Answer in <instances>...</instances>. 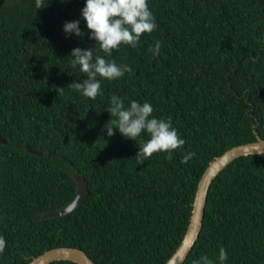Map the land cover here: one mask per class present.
Wrapping results in <instances>:
<instances>
[{"label": "trees", "instance_id": "trees-1", "mask_svg": "<svg viewBox=\"0 0 264 264\" xmlns=\"http://www.w3.org/2000/svg\"><path fill=\"white\" fill-rule=\"evenodd\" d=\"M0 0V264H25L58 246L78 247L96 264H163L188 224L197 182L227 148L264 139V0H149L157 23L117 62L132 67L103 80L94 100L68 87L84 74L71 48L93 47L80 15L84 0ZM80 20L81 36L62 24ZM155 40L160 53L149 51ZM99 52V45H96ZM57 88H59L57 92ZM116 93L149 101L171 118L182 148L144 160L136 141L107 136ZM38 150L34 154L26 149ZM194 155L181 163L187 152ZM87 185L71 212L42 218ZM226 264H264V153L241 155L211 182L202 227L181 264L218 247ZM48 264H77L54 260Z\"/></svg>", "mask_w": 264, "mask_h": 264}, {"label": "clouds", "instance_id": "clouds-1", "mask_svg": "<svg viewBox=\"0 0 264 264\" xmlns=\"http://www.w3.org/2000/svg\"><path fill=\"white\" fill-rule=\"evenodd\" d=\"M45 5V4H44ZM41 0H35L36 9L44 6ZM80 15L89 30V39L94 40L93 47H73L68 56L73 68L78 67L84 74L82 80H74L68 87L84 97L95 99L103 94V80H117L126 73H132V67L124 62H117L113 51L121 45L136 48L145 33H152L157 28L156 18L149 7V0H84ZM80 20H67L62 24L65 35L81 36ZM100 51H96V45ZM162 42L155 40L149 51L153 56L160 53ZM59 88H57L58 92ZM106 110L112 119L108 120L106 135L112 136L118 131L122 137L132 139L147 136L138 147V158L142 161L154 152H167L184 146L185 140L180 136L171 118L154 115L152 104L147 101L130 99L125 105V98L113 93L109 97ZM194 152L187 151L181 157V163H186ZM5 237L0 234V252L4 251ZM227 250L220 245L215 259L202 254L193 259L191 264H226Z\"/></svg>", "mask_w": 264, "mask_h": 264}, {"label": "water", "instance_id": "water-1", "mask_svg": "<svg viewBox=\"0 0 264 264\" xmlns=\"http://www.w3.org/2000/svg\"><path fill=\"white\" fill-rule=\"evenodd\" d=\"M253 132L256 136L254 140L235 144L224 150L222 153L215 155L208 162L197 182L188 224L183 236L174 251L163 264H181L192 248L202 227L207 191L216 175L228 165V163L241 155L264 153V139L258 135L255 129ZM6 142V138L0 135V143ZM26 149L34 154L40 153L38 150H35L28 145L26 146ZM73 178L77 187L74 198L61 208L45 212L41 215L42 218L64 215L71 212L81 203L87 185L79 173L75 172ZM54 260H69L77 264H96L84 250L73 246H58L46 249L40 254L33 256L25 264H48Z\"/></svg>", "mask_w": 264, "mask_h": 264}]
</instances>
